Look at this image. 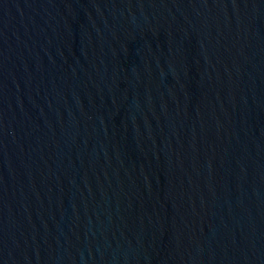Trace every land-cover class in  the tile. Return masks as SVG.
<instances>
[{
    "label": "water",
    "instance_id": "1",
    "mask_svg": "<svg viewBox=\"0 0 264 264\" xmlns=\"http://www.w3.org/2000/svg\"><path fill=\"white\" fill-rule=\"evenodd\" d=\"M0 264H264V0H0Z\"/></svg>",
    "mask_w": 264,
    "mask_h": 264
}]
</instances>
